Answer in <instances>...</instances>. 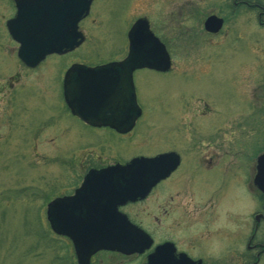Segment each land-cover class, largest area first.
<instances>
[{"label": "flooded vegetation", "instance_id": "obj_1", "mask_svg": "<svg viewBox=\"0 0 264 264\" xmlns=\"http://www.w3.org/2000/svg\"><path fill=\"white\" fill-rule=\"evenodd\" d=\"M231 11L229 34L245 40L248 53L239 84L243 108L216 120L200 110L196 126L183 128V142L174 149L170 145L150 152L158 140L151 132L143 134L152 128L139 99L137 76L151 69L133 71L132 90L124 87L121 73L109 71L107 79L113 85L104 87L103 96L86 99L79 94L96 88L77 85L79 72L67 75L75 66L96 68L122 61L128 45L126 53L98 63L42 61L30 67L21 62L24 72H37L39 78L24 84L19 72L0 84L5 130L24 135L36 156L61 160L66 167L57 176L62 185L55 189L60 190L53 191L46 204V219L52 232L72 247L76 264L75 242L88 244L87 228L112 229L120 248L96 251L85 264H264V0H233ZM87 17L79 25L83 34ZM206 18L202 26L212 37L228 26L221 17V30L209 33ZM130 91L135 101L128 100ZM76 134L81 136L77 140ZM44 145L46 153H40L38 147ZM165 154L169 156L159 164H138L130 173L89 175ZM171 165L174 169L166 174ZM130 188H135L134 194L125 192ZM56 200L54 226L71 231L73 237L51 227L47 212Z\"/></svg>", "mask_w": 264, "mask_h": 264}, {"label": "rangeland", "instance_id": "obj_2", "mask_svg": "<svg viewBox=\"0 0 264 264\" xmlns=\"http://www.w3.org/2000/svg\"><path fill=\"white\" fill-rule=\"evenodd\" d=\"M232 1L94 0L82 24L84 45L61 57L50 55L44 63H98L126 53L130 26L140 17L147 18L165 43L173 69L169 74L147 70L137 76L139 99L148 111L147 125L152 128L143 134L149 136L151 132L158 140L150 152L170 145L174 149L183 142V128L196 126L200 110L208 113L209 120H216V116L243 108L239 84L248 53L245 40L229 34ZM14 14L13 3L0 0V84L19 72L24 84L39 78L37 72L34 75L22 70L18 44L6 27ZM210 14L227 20L229 27L225 25L218 36L212 37L203 29V21ZM239 61H243L241 66L237 65ZM3 116L1 112L0 264H76L72 247L52 232L46 219V204L60 190L55 189L62 185L57 176L66 167L61 160L36 156L33 144H26L24 135L5 130ZM80 137L76 134V140ZM80 147L83 146H77L76 156L81 154ZM46 148L44 145L38 150L43 153Z\"/></svg>", "mask_w": 264, "mask_h": 264}, {"label": "water", "instance_id": "obj_3", "mask_svg": "<svg viewBox=\"0 0 264 264\" xmlns=\"http://www.w3.org/2000/svg\"><path fill=\"white\" fill-rule=\"evenodd\" d=\"M13 1L16 5L17 12L12 19L8 20L7 28L13 40L19 44L18 58L27 66L33 67L51 54L61 55L73 51L83 43L85 37L79 30V22L89 14L93 0ZM223 23L224 20L221 17L212 14L206 18L204 27L209 33H218ZM128 39L129 54L123 61L112 62L96 68L75 66L69 69L67 75L76 72L81 74L77 85L96 88L94 92L80 93V98L86 99L93 96H103L104 87L113 85L107 79V73L109 71L121 73L125 77L124 87L132 90V73L135 69L149 68L161 72H166L171 69L172 61L166 46L151 31L148 19H138L129 30ZM126 75L129 76L128 79H126ZM67 78L66 76V80ZM130 98L135 101V93L129 94L128 100ZM136 108L140 112L141 109L139 107ZM84 119L86 121L90 120V118ZM167 156L169 154L149 159H136L128 166L122 167L118 165L101 171H92L89 175H116L126 173V171L130 173V170L138 164V167L145 166L148 163L151 165L159 164ZM175 165H171V168L168 169L166 174H169ZM134 189H126L125 192L134 194ZM56 203L57 200L51 202L48 207L47 214L51 227L58 233H64L73 237L71 231H66L63 228L56 229L54 226L52 212ZM84 232L88 244L81 245L75 242V251L79 264L88 262L90 256L96 251L102 249L117 250L120 248L116 232L112 229L103 231L87 228Z\"/></svg>", "mask_w": 264, "mask_h": 264}]
</instances>
